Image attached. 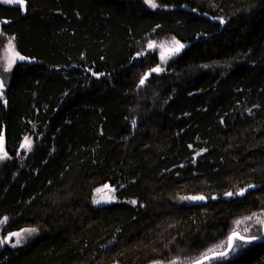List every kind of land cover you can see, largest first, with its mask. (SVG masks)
I'll return each mask as SVG.
<instances>
[{
  "label": "trees",
  "instance_id": "trees-1",
  "mask_svg": "<svg viewBox=\"0 0 264 264\" xmlns=\"http://www.w3.org/2000/svg\"><path fill=\"white\" fill-rule=\"evenodd\" d=\"M24 1L0 0V225L36 231L0 264H191L264 212V0Z\"/></svg>",
  "mask_w": 264,
  "mask_h": 264
},
{
  "label": "rangeland",
  "instance_id": "rangeland-1",
  "mask_svg": "<svg viewBox=\"0 0 264 264\" xmlns=\"http://www.w3.org/2000/svg\"><path fill=\"white\" fill-rule=\"evenodd\" d=\"M3 2V0H1ZM151 8L156 9L159 8L160 5L156 0H152L153 3H155L156 7H152L147 0H144ZM5 3V2H3ZM8 5H18V6H24L25 1L23 0V4L18 3H5ZM154 43L151 45L152 51H157L159 54V57L161 58V64L162 66H166V64L170 63L172 60H174L183 50L184 46L178 47V45H182L179 43L176 39H174L171 35H163L158 40H154ZM178 42V44L176 43ZM16 51L13 45L8 44V46L4 49L2 53V66L4 69H10L19 59L16 58ZM14 60V62H12ZM0 83H2L3 87V81L0 80ZM3 87H0V90L3 89ZM29 150V149H26ZM7 153L5 150L0 151V160L6 158ZM115 197L114 190L109 188H100L98 191H96L94 195L93 204L95 207H102L109 204L113 198ZM251 219L243 218L235 222L233 231L240 233L242 236H244L246 239L250 238L252 236L258 237V239L252 240H264V225H261L257 223V218L260 220H264V212L255 214L250 216ZM239 222V223H238ZM3 224L0 225V249H2L5 245H10L13 247L21 246L28 242L35 234L36 229L34 228H24L20 231H16L14 233H20V236L17 237L13 235L14 233H4L3 232ZM34 229L35 231H27ZM247 229V231H245ZM8 239V241H7ZM251 242L241 241V240H234L233 241V247L230 251H228V239L224 240L221 244L216 245L210 249H208L202 256H204L205 262L201 264H211V257L214 255H219L221 252L228 251V256L235 255L239 253L240 250L246 248L250 245ZM238 245H242L238 247ZM222 246V247H221ZM173 262L175 264H186V260L183 261L181 259H176ZM173 262L170 263H162V262H153L151 264H173Z\"/></svg>",
  "mask_w": 264,
  "mask_h": 264
},
{
  "label": "snow or ice",
  "instance_id": "snow-or-ice-1",
  "mask_svg": "<svg viewBox=\"0 0 264 264\" xmlns=\"http://www.w3.org/2000/svg\"><path fill=\"white\" fill-rule=\"evenodd\" d=\"M3 2L5 3H18V4H23V0H3ZM147 2H149L151 4L152 7H156L155 3L152 2V0H147ZM223 22V21H221ZM178 44V42H176ZM10 46H11V42H10ZM178 47H183V45H178ZM16 58H18L19 60H24L25 57L20 56L18 53L16 54ZM14 62V60L12 61ZM153 71H160L159 68L153 69ZM141 83H143V81H141ZM0 87H3L2 83H0ZM26 145L30 147V142L26 141ZM228 195H232V193H229ZM239 195H243V192H240ZM197 199H203V197H198ZM247 219H251V217H248ZM239 223V222H238ZM257 223L264 225V220H260L259 218H257ZM27 231H35L34 229L31 230H27ZM247 231V229L245 230ZM13 235L19 237L20 233H14ZM258 239V237L256 236H252L250 238H245L244 236H242L240 233L233 231V233L229 236V240H228V250L230 251L233 247V241L234 240H241V241H246V242H251L252 240ZM242 245H238V247H240ZM222 247V246H221ZM220 256H227L228 252H221L219 253ZM173 264H175V262H173Z\"/></svg>",
  "mask_w": 264,
  "mask_h": 264
},
{
  "label": "water",
  "instance_id": "water-1",
  "mask_svg": "<svg viewBox=\"0 0 264 264\" xmlns=\"http://www.w3.org/2000/svg\"><path fill=\"white\" fill-rule=\"evenodd\" d=\"M221 21H223V19H221V18H217L216 19V22H221ZM223 25L225 24V22L223 21V22H221ZM149 76V72H147V74L145 75V77H144V79H146L147 77ZM144 81V80H143ZM6 103V102H5ZM3 143H4V138L3 137H1L0 138V149H2V147H3ZM258 188V185H253V186H248V187H246V188H244V189H242L240 192H243V195H241V196H244L246 193H248L249 191H251V190H254V189H257ZM239 192V193H240ZM206 202L207 201V199H197V198H195L194 199V202L195 203H201V202ZM7 241H8V239H7ZM229 251V250H228ZM227 251V252H228ZM218 257H222V256H220V255H214L213 257H211V258H209V259H215V258H218ZM206 260H208V259H206ZM205 260V258H202V259H200V260H198V261H196V262H194V263H191V264H201V263H203V262H205L206 261Z\"/></svg>",
  "mask_w": 264,
  "mask_h": 264
}]
</instances>
